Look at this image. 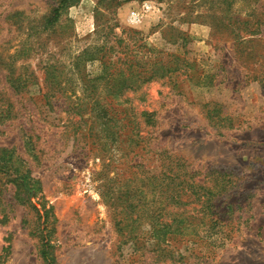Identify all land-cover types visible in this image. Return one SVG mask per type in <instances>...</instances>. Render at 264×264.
Wrapping results in <instances>:
<instances>
[{"label":"rangeland","instance_id":"1","mask_svg":"<svg viewBox=\"0 0 264 264\" xmlns=\"http://www.w3.org/2000/svg\"><path fill=\"white\" fill-rule=\"evenodd\" d=\"M103 44L111 56L131 54L146 72L166 75L125 92L139 126L135 150L121 140L74 143L64 98L41 101L47 69L68 77L78 54ZM159 61L168 64L163 72ZM85 67L101 72L96 59ZM18 75L37 79L30 92L14 90ZM6 151L39 182L31 201L51 205L53 215L41 235L36 213L15 202L7 184L3 264H264V0H0ZM161 152L212 197L199 213L184 207L185 221L199 223L194 241L181 234L160 242L145 218L125 221L116 210L124 178L159 174Z\"/></svg>","mask_w":264,"mask_h":264},{"label":"trees","instance_id":"2","mask_svg":"<svg viewBox=\"0 0 264 264\" xmlns=\"http://www.w3.org/2000/svg\"><path fill=\"white\" fill-rule=\"evenodd\" d=\"M106 46V44L95 46L78 54L70 63L68 77L63 78L62 75L51 73L48 71L50 69H47L44 78L45 84L47 83L44 89L47 91L43 93L41 101L43 105L51 106L52 101L59 93V96L64 98L66 112L69 116L66 132L71 134L74 143L77 140L80 142V139L90 137L94 139V144L96 141L102 147L104 146L102 142L106 139H111L113 142L121 140L128 144L126 150L131 147H134L135 150L141 146V142H138L136 138L140 135L139 126L134 123L135 113L133 110H129L132 107L127 104L130 100L125 96V92L131 86H134L133 90L136 91L146 82L158 77L165 78L166 75L160 74L158 70L146 72L137 58L131 57V54L127 56V54L121 53L111 56ZM94 59L100 61L101 72L96 76H91L86 72L85 66L88 61ZM156 63L161 65L162 72L168 67V64L160 61ZM35 80H37L35 77L20 75L10 78L14 90L25 93L32 90ZM64 81H66L67 88L62 87ZM142 116H147L148 120L153 121L148 112L143 111ZM89 122H91L90 125ZM31 140L32 137H29L27 148L33 150L34 143ZM98 145L97 151H104L105 148L100 149ZM83 152L84 150L81 151V154ZM159 154L162 166L159 174L142 177L136 170H133L131 176L124 178L126 179L124 180L126 188L117 198V203L122 202L123 204H119L116 210L121 206L120 216L125 217V221H127L126 218L134 221L145 218L150 223L154 235L159 237L158 241L160 242L161 239L165 241L169 237L181 234L183 235L181 236L182 240L186 238L189 241H194L193 238L198 234L199 223L194 220L189 223L185 221L184 207L192 204L193 213H199L205 205L212 206V197L208 196L205 199L201 193L205 186L201 184L202 182L195 180L194 176L189 174L186 169H183L178 163L179 160H175L166 152ZM111 165L105 164L104 166ZM137 166L135 162L130 166V169ZM97 174L101 176L102 172ZM3 177L7 180L4 183L6 186L0 185V197L8 195L7 184L12 185L14 187L12 199L21 205L30 206L36 213L38 217L36 230H40L41 235L49 230L53 207L50 205L47 209L44 205L42 209H39L31 201L34 192L39 191L37 187L39 182L30 175L27 168L24 169L18 165L17 159L13 158L10 151L0 153V180ZM209 189L211 193L214 192L212 187ZM4 204L6 201L0 202V221L5 218L3 211L6 207ZM135 216L136 218L133 219ZM45 236H42L41 240L44 241ZM42 247V254L45 260H48L50 241L43 242ZM4 256V253H0V264L4 263ZM45 264L52 263L46 261Z\"/></svg>","mask_w":264,"mask_h":264}]
</instances>
